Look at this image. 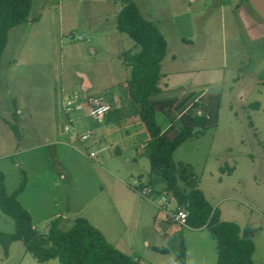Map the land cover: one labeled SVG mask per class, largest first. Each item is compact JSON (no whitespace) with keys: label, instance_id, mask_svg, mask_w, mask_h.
Returning a JSON list of instances; mask_svg holds the SVG:
<instances>
[{"label":"rangeland","instance_id":"1","mask_svg":"<svg viewBox=\"0 0 264 264\" xmlns=\"http://www.w3.org/2000/svg\"><path fill=\"white\" fill-rule=\"evenodd\" d=\"M214 1L218 6L204 10L201 0L134 3L145 20H158L156 27L167 42L163 65L200 69L203 79L224 83L217 124L185 142L173 159L175 163L180 156L192 163L198 188L219 211L221 221L255 230L252 261L264 264V0ZM225 2L233 6V17L219 8ZM120 7L115 0H32L30 17L39 16V21L10 30L0 60V171L5 187L12 192L25 174L29 184L18 200L40 233L47 232L53 217L62 216L59 228L67 231L78 216L101 230L105 241L120 252H130L144 264H172L173 251L163 255L151 248L173 247L170 239L181 231L187 264H217L216 242L205 228L187 229L163 221L161 215L155 221L152 201L131 189L133 177L148 174L146 157L144 167L136 169L115 157L111 145L99 154L89 149L82 160L58 143L69 124L56 114L64 110L67 96L79 91L80 81L90 82V96L99 97L106 89L123 92L128 74L120 55L137 53L139 47L116 31ZM184 39L194 42L195 49L187 51L192 61L171 62L170 54L185 57L178 50ZM232 56L239 62L231 61ZM13 105L22 111L19 139L9 126L15 124ZM87 120L92 137L99 122ZM111 125L115 130L120 126ZM152 181L158 193L155 203L160 204L161 196L170 199L161 192L163 181L157 177ZM82 201L86 205L74 214ZM0 232H14L13 221L1 212ZM0 264L38 263L16 242L6 253L0 246Z\"/></svg>","mask_w":264,"mask_h":264},{"label":"trees","instance_id":"2","mask_svg":"<svg viewBox=\"0 0 264 264\" xmlns=\"http://www.w3.org/2000/svg\"><path fill=\"white\" fill-rule=\"evenodd\" d=\"M115 1L121 6L116 15V31L126 34L139 47L137 53L125 52L119 59L129 68V74L123 82L125 95L132 104L127 111L137 115L149 137L144 147L149 162V178H160L164 184L161 192L171 196L177 207L186 212L185 227L191 230L205 228L210 233L216 242L217 264H253L252 237L255 230L249 226L240 228L234 223L221 221L219 211L210 206L198 188L199 182L193 167L173 161L174 152L182 144L206 131L204 113L201 116L194 115L192 124L177 129L171 139L163 136L156 122V112L149 99L158 90L161 62L167 48L164 36L154 24L142 17L134 0ZM31 8L32 0H0V60L10 30L39 21V16L30 17ZM13 110L15 124L9 126L19 139L18 114L14 105ZM195 127L201 128V131L193 134ZM228 171L231 174L233 168ZM26 184L27 179L22 172L21 182L8 193L4 174L0 171V212L14 223L12 234L0 232V246L4 253L10 244L19 242L24 252L38 264L51 260H57L59 264H141L138 258L128 256L109 245L101 232L84 218H76L69 230L62 231L59 228L61 218L55 217L50 221L46 233L38 232L30 214L18 200ZM138 187L151 188L158 194L151 187L150 181L146 186L140 184ZM171 244L174 246H154L151 249L163 255L173 251L176 261L185 264L186 249L181 231L172 235Z\"/></svg>","mask_w":264,"mask_h":264},{"label":"crops","instance_id":"3","mask_svg":"<svg viewBox=\"0 0 264 264\" xmlns=\"http://www.w3.org/2000/svg\"><path fill=\"white\" fill-rule=\"evenodd\" d=\"M201 1H202V5H201L202 7L200 8L201 10L207 9L206 7L218 6V4H217L218 2H215L214 0L208 1V3L205 0H201ZM210 3L212 5H208ZM219 8L223 12H226L230 17L233 15V11H232V10H234L233 6L231 7L228 3L225 2L224 4H221L219 6ZM161 20H163V19H161ZM151 23L154 24L155 26H157V25L159 26L158 20H156V19L152 20ZM201 29L206 30V26H202ZM78 40L82 41L83 39H82V37H79ZM181 43H182V46H180L178 48V50L182 54H185V57L183 56L181 59H178L175 53L170 54V55H168V59H170L171 62L192 61V58L187 54V51L195 49L194 42L190 41V40H188V42H187V40H186L185 42L181 41ZM184 44H186L185 47H187V50L184 49ZM198 48H200V46ZM166 55H167V50H166ZM166 55H165V57H166ZM231 58H232L231 61L237 60L239 62V60L237 59L236 56H232ZM237 61H236V65L238 63ZM237 68H238V65H237ZM126 69H127V74H129V68L126 67ZM160 72H161V76H160V79L158 81V90L154 94L151 95L149 101L154 106V109L156 112V122L158 123V125H160L162 134L166 139L173 138L177 129H179L183 126H190L193 122L194 115L201 116V114L204 113V115L206 117V121H207L206 130L209 128H212L213 126H215L217 124L218 112H219L220 106H221V99H222L221 96L224 92L223 81H220V80L214 81V80H209V79H203V77H205V76L203 74H200V73H202L200 69L191 70V68H188L187 70H185V69H183V67H181V69H175V68L169 66L168 63H165L163 65L162 62H161ZM127 74H126V76H127ZM202 75H203V77H202ZM125 79L123 80V82L125 81ZM79 85H80L79 91H77V92L78 93L81 92L80 94H82V95L90 96V94L88 93V91L92 88L90 82L87 81L86 79H84V80L80 81ZM66 89H68V87ZM61 92H63L62 87H61ZM119 93H118L117 89L102 90V93L99 97L102 98V100L106 103V105L110 108V110H109V113L107 114V116H104V118L102 120L97 121L99 123H96L95 126L93 127V129L91 130L92 137H91V135L89 136L88 143L86 142L87 145H85V142H81L79 140V135H81L82 132H84L83 134H86L87 132H89L87 119H90V118L87 117L85 112H79V113H75V114L70 116V119H71L70 125L72 126V129L76 133L77 137L73 139L72 135L68 136V131L64 130V127H65L64 126L63 127V133H65V134H60V136L58 138V141H59L58 143L60 145H62L60 147L61 148L65 147L66 148L65 151L70 150L72 153H74L75 155L80 157V159L83 160L84 156L82 154L85 152L87 153V151L89 149L96 150V153L99 154L100 152H105L107 149V146L111 145L115 148L114 149L115 157H118V158L122 157L121 159H123L125 163H127L131 167H135L136 169L137 168L139 169V167H144V165H143V163H145L144 157H146L144 147H145V144L148 141L149 137H148L144 127L142 126L143 128H141V126H140L141 123H140L137 115L135 113H133V111L128 112L125 109L126 107L131 106L132 104L129 102L127 95H125L124 86H123V92L121 93L123 96ZM195 106H197V107H195ZM64 110H62V112L56 114V116H57L56 118H59L58 120H61V118H63L64 120H66L68 122L69 117L67 116V114H65ZM21 113H22L21 110L17 111L19 120L21 119V117H20ZM109 114H111V116H108ZM12 115H13V113H12ZM18 119H17V123L19 121ZM90 120H92V119H90ZM123 120H125V121H123ZM30 121H31V119H30ZM93 121H95V120H93ZM121 122H124V123L121 124ZM113 123H116L118 125L121 124L119 126V128L117 129L118 131L115 129H112L111 124H113ZM91 124H94V123L91 122ZM109 125L111 127H108ZM195 128H199V127H195ZM197 131H199V130H197ZM93 132H95V133H93ZM196 138H197V136L191 138L190 141H192L193 139H196ZM184 144H182V145H184ZM178 149L174 152L175 154L177 153ZM89 153L93 154L92 152H89ZM175 154H173L174 157H175ZM75 155H73V156L75 157ZM143 155H145V156H143ZM146 159L148 161L147 157H146ZM173 161H174V159H173ZM175 163L176 164L177 163H184V164H189V165L192 164L190 161H185L184 157H180V156H179L178 161ZM191 166L194 169V166L193 165H191ZM194 172H195V170H194ZM232 172H231V174H232ZM148 173H149V162H148ZM59 176L61 178L64 177V175L62 173ZM43 178H44V176H43ZM43 178L41 180H43ZM133 178H134L133 184L130 185L132 187L131 189H133V190L135 189V185H134L135 183H137L138 185L141 184V185L146 186V184L149 181L151 182V185L153 182L152 178L150 179L148 174H146V173H144V174L138 173V175H136ZM38 179H40V177ZM27 184H29V182H27ZM127 186H129V185H127ZM26 188H25V190H26ZM6 191H7V189H6ZM24 191L22 193H24ZM8 193H10V192H8ZM21 194H20V196H21ZM20 196L18 197V199L20 198ZM94 198L95 197H92V199H94ZM86 202L87 201H82L73 210L74 211L73 213L77 214L76 212L78 210L82 211V209L86 205ZM173 202L174 201L172 199V203ZM150 203H152L154 205L153 202H150ZM55 205H58V204L56 203ZM64 205H65L64 203L61 204V207H63ZM154 207H155V205H154ZM155 209H156V207H155ZM156 211H157V214L155 215V221H157L158 216L161 215L162 220L166 222L167 220L164 218L163 214H161L157 209H156ZM57 217L61 218L60 223H62L63 217L62 216H57ZM53 218H55V217H53ZM76 218H79V217L77 216ZM86 220L89 222L88 219H86ZM185 228H187V227H185ZM35 229H36V227H35ZM199 230H201V229H199ZM194 231H196V230H194ZM100 232L102 234L101 230H100ZM146 246H148V244ZM113 247L117 249V246H113ZM129 253L130 252H127L124 254L131 256ZM139 261L141 264H144L141 260H139ZM185 263L186 264L188 263L187 253H186V262ZM172 264H181V263L176 261V259H175Z\"/></svg>","mask_w":264,"mask_h":264},{"label":"built area","instance_id":"4","mask_svg":"<svg viewBox=\"0 0 264 264\" xmlns=\"http://www.w3.org/2000/svg\"><path fill=\"white\" fill-rule=\"evenodd\" d=\"M64 109L65 114L69 117L68 126L64 127L65 131L71 130L72 131V138H76L77 135L73 131L72 126L70 125L71 119L70 116L79 113V112H85L87 117H89L92 120L100 121L103 119L105 114L109 111V107L106 105V103L102 100L101 97H94V96H88V95H82L78 92H73L71 95L67 96V99H65ZM89 134H83L79 136V140L81 142L88 141ZM93 154H89V158H93ZM135 191L139 193V195L145 199H148L152 201L156 207V209L163 214L164 218L172 222L174 224H179L180 226L185 227V219H186V212L182 209L177 207L176 202L174 201V207L170 208L168 202H172V197L170 196V199H166L164 196L160 197V204H156L155 200L158 197V195L151 190V188L143 187L139 188L138 184L135 183Z\"/></svg>","mask_w":264,"mask_h":264},{"label":"water","instance_id":"5","mask_svg":"<svg viewBox=\"0 0 264 264\" xmlns=\"http://www.w3.org/2000/svg\"><path fill=\"white\" fill-rule=\"evenodd\" d=\"M197 130L201 131V128H194L192 133L194 134Z\"/></svg>","mask_w":264,"mask_h":264}]
</instances>
